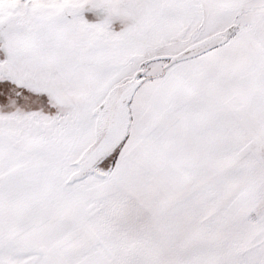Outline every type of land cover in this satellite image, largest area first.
I'll use <instances>...</instances> for the list:
<instances>
[{"label":"snow or ice","instance_id":"1","mask_svg":"<svg viewBox=\"0 0 264 264\" xmlns=\"http://www.w3.org/2000/svg\"><path fill=\"white\" fill-rule=\"evenodd\" d=\"M0 264H264V0H0Z\"/></svg>","mask_w":264,"mask_h":264}]
</instances>
